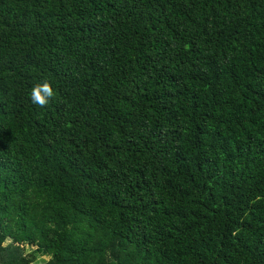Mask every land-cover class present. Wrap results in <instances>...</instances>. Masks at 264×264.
<instances>
[{
    "label": "trees",
    "instance_id": "trees-1",
    "mask_svg": "<svg viewBox=\"0 0 264 264\" xmlns=\"http://www.w3.org/2000/svg\"><path fill=\"white\" fill-rule=\"evenodd\" d=\"M0 264H264V0H0Z\"/></svg>",
    "mask_w": 264,
    "mask_h": 264
},
{
    "label": "clouds",
    "instance_id": "clouds-1",
    "mask_svg": "<svg viewBox=\"0 0 264 264\" xmlns=\"http://www.w3.org/2000/svg\"><path fill=\"white\" fill-rule=\"evenodd\" d=\"M54 96V90L48 81L35 85L30 92L31 102L39 107H46Z\"/></svg>",
    "mask_w": 264,
    "mask_h": 264
},
{
    "label": "rangeland",
    "instance_id": "rangeland-1",
    "mask_svg": "<svg viewBox=\"0 0 264 264\" xmlns=\"http://www.w3.org/2000/svg\"><path fill=\"white\" fill-rule=\"evenodd\" d=\"M47 259H48V257H47Z\"/></svg>",
    "mask_w": 264,
    "mask_h": 264
}]
</instances>
